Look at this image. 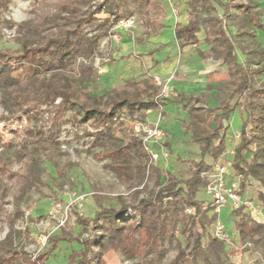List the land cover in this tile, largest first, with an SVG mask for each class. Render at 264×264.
Listing matches in <instances>:
<instances>
[{"label":"trees","instance_id":"obj_1","mask_svg":"<svg viewBox=\"0 0 264 264\" xmlns=\"http://www.w3.org/2000/svg\"><path fill=\"white\" fill-rule=\"evenodd\" d=\"M59 1L55 13L40 16L38 24L32 20L10 22V27L16 25L24 38L17 54L0 49V96L8 113L5 121H26V125L13 130L17 141L3 142V150L18 145L17 152L27 156L31 149L47 141L59 143L65 125H89L92 130L86 128L83 132L89 139L87 152L95 158L108 159L106 166L128 182L133 176V158H143L145 154L139 138L117 133L115 125L119 117L122 113L161 109L172 102L181 104L188 113L185 128L191 133V140L199 145L201 158L185 161L186 178L154 167L151 176L157 180V189L148 196L138 197V191L128 201L119 195L117 205L100 203L93 216L78 217L87 237L80 239L64 231L50 238L48 247L34 258L9 247L6 253H0V264H47L62 240H77L80 244L78 250L69 254L67 264H121L122 258L135 259L137 264H159L177 234L185 241L178 245L170 264H198L206 238L218 257L223 242L210 232L217 214L211 199L205 202L197 195L208 182L203 173L212 170L224 153L231 114L237 107L236 102L232 103L236 95H244L246 112L233 159V168L241 176L239 193L244 195L250 179L264 188V80H259L264 75V47L256 39V30L264 31V22L259 4L189 0L187 24L175 25L174 36L180 49L200 44L198 33L204 30V41L209 46L203 52L204 57L222 60L227 65L226 72H210L208 81H220L224 88L230 87V93L218 106H208L202 103V97L185 93L159 96L156 80L150 75L128 80L126 87L105 96L82 91V78L93 67L82 64L76 78L71 73L79 58L93 59L109 30L134 15L143 19L145 38L158 33L166 27L165 9L160 0ZM9 3L10 0H0V9H7ZM102 12L111 17L99 21L97 15ZM63 13L66 15L61 16ZM229 27L236 28L235 38L229 35ZM36 34L41 35L40 39L34 37ZM237 48L244 55L243 62L238 59ZM46 112L50 114V125L43 128L38 124ZM246 153H250V158ZM31 181L30 176L14 172L8 161L0 157V211L11 196L16 214L22 216L19 202ZM258 200L264 205L263 191L258 193ZM245 210V204L232 210L238 218L235 229L240 240L256 242L257 236L264 243V223L251 218Z\"/></svg>","mask_w":264,"mask_h":264},{"label":"rangeland","instance_id":"obj_2","mask_svg":"<svg viewBox=\"0 0 264 264\" xmlns=\"http://www.w3.org/2000/svg\"><path fill=\"white\" fill-rule=\"evenodd\" d=\"M101 1L97 0L96 3ZM183 1L160 0L165 9L163 21L166 27L147 38L144 37L145 24L138 15H134L136 24L129 30L116 27L117 24H115L109 30V34L101 40L93 59L79 58L74 64L71 74L77 75L76 78L79 77L82 64L93 67L89 71L91 73L82 78L84 83H80V89L97 96H105L126 87L125 83L128 80H137L148 75L146 70L150 62H146V59L142 57L143 54L132 51L123 55L117 53L119 49L113 43H116L115 41H118L124 32L129 35L131 42L135 43L133 46L146 47L148 44V47L153 50L151 53L159 62L168 61V64L162 65L164 68L159 78L155 77L159 96H163L166 89L172 97H175L183 91L179 89L181 86L188 95L202 97L204 105L218 106L230 93V87L224 88L220 81L209 82L208 75L214 70L226 72L227 65L222 60L204 57L203 52H207L209 48L204 41V30L198 33L200 44L179 49V41L174 36L175 24L183 18L186 21L189 20V13L183 11L185 8ZM221 1H230L232 4L258 3L263 11L264 22V0ZM59 3V0L46 2L10 0L7 9H0V49L13 54H17L20 50V42L24 36L18 33L16 25L10 27V22L20 24L32 20L33 23L38 24L41 22L40 16L55 13ZM65 15L61 14V16ZM108 16L111 17L108 13L102 12L97 15V18L101 21ZM250 30L253 31L252 28ZM228 33L235 38L236 28L229 27ZM112 34H117L118 39H112L110 37ZM256 34L257 41L264 47V31L256 30ZM34 37L40 39L41 35L36 34ZM107 38L109 39L106 40ZM149 39H154L153 43H150ZM236 51L239 61L243 62L244 55L238 48ZM259 80H264V75L259 76ZM2 102L3 98L0 96V157L8 161L14 172L28 175L32 181L19 202L22 216L16 214V205L11 196L7 198L9 203L5 204L0 211V253H6V248L11 247L23 250L34 258L48 247L50 238L64 231L80 239L87 237L88 233L78 224V217L93 216L100 208V203L105 206L117 205L116 198L119 195L124 196L128 201H131L138 191V197L148 196L150 191L157 189L155 184L157 180L155 176L153 178L151 176L154 167L172 171L179 178H186L188 164L185 161H198L201 158L199 145L191 140V133L185 128L188 113L179 104L172 102H168L161 109L135 114L122 113L119 117L115 125L117 133L120 136L129 135L139 138L145 154L143 158H133L131 181H123L109 169L106 166L109 163L108 159L95 158L87 152L89 139L83 132L86 128L92 130V127H88L89 125L74 127L67 124L63 127L59 143L52 144L47 141L31 149L27 156H22L17 152L18 145L10 150L2 148L3 142L17 141L13 133L15 128L26 125V121H5L4 118L8 116V113ZM59 102L60 99H57L55 103ZM235 102L237 107L231 114L230 126L226 132L225 150L215 163V165L227 166L230 181L237 180L239 176L233 168L234 156L228 152L239 143L240 138L237 135L242 131L246 117L244 95H236L232 103ZM49 117L50 114L46 112L38 125L43 128L49 127ZM158 119L165 137L160 146L150 144L151 149L160 154V158L153 162L144 148L142 130L141 132L137 130L141 125H153ZM246 157L250 158V153H246ZM29 158L34 161L31 162ZM207 160L211 161L209 158ZM205 173H203L204 176ZM260 191L264 192L260 183L250 179L241 197L246 206L245 211L250 217L264 223V205L258 200ZM197 197L205 202L211 199L204 189H201ZM234 209L237 208H231L230 203L221 209L220 219L228 235L227 240L221 241L223 242L222 251L218 257L215 256L206 238L203 253L197 259L198 264H207L206 259L214 264H264V243L257 236L254 237L256 242L240 240L238 231L235 229L238 218L232 214ZM187 211L192 212L191 209ZM214 223L210 227V232L213 234ZM184 241L185 238L177 234L174 241L167 245L166 255L159 264H170L178 252V245L183 244ZM79 248L80 244L77 240H62L47 264H67L71 251ZM121 264H137V260L122 258Z\"/></svg>","mask_w":264,"mask_h":264},{"label":"built area","instance_id":"obj_3","mask_svg":"<svg viewBox=\"0 0 264 264\" xmlns=\"http://www.w3.org/2000/svg\"><path fill=\"white\" fill-rule=\"evenodd\" d=\"M136 24V17L131 16L126 19L120 20L116 27H122L126 30L131 29ZM112 39H118L117 34L110 35ZM167 88V87H166ZM168 90L165 89L163 96H171ZM175 94V92H174ZM151 110H147L150 112ZM142 126V127H141ZM137 131L142 130V142L145 150L150 155L151 161L155 162L160 158V154L151 149L150 144L160 146L161 141L165 137V133L159 125V119L153 123V125H141ZM237 137L240 138V133ZM234 156V149L228 152ZM227 155V154H226ZM239 178L233 181L229 180V171L226 165L218 164L215 165L210 172L205 173L207 177L206 193L211 197L214 212L217 214L215 220L214 235L221 239L227 240L228 235L224 229V226L220 219L221 209L230 203L231 208H238L243 204L242 197L239 194L241 189L240 186V175Z\"/></svg>","mask_w":264,"mask_h":264},{"label":"crops","instance_id":"obj_4","mask_svg":"<svg viewBox=\"0 0 264 264\" xmlns=\"http://www.w3.org/2000/svg\"><path fill=\"white\" fill-rule=\"evenodd\" d=\"M188 1L189 0H184L183 1V3L185 2L184 3L185 5H183V7L185 6V8L183 9V11H185V13H188V10H189ZM181 5L182 4L180 2V6ZM187 22H188V20L186 21L183 18V20H180L177 23L187 24ZM108 39L109 38H107L106 40H108ZM152 41H154V39L153 40L152 39H149V42L150 43H153ZM115 42L116 43H113V44L116 46V48L119 49V52H117V53H119L120 55L129 53L130 51H132L134 53H137V54H143L142 57H144L146 59V62H148V63L150 62V66H149V68H147L146 72H147L148 75L153 76L154 78L155 77H158L159 78V76H160V74H161V72L163 71V68H164V66L162 67V65L168 64V61L167 62L166 61L165 62H159L158 59H156V57H154V55L151 53L153 50L148 47V44L146 45V47H144V46H137V45L136 46H133L135 43L131 42V38L129 37V35H127L124 32H123L122 36L120 37V39L118 41H115ZM162 44H164V43H162ZM178 47H179V45H178ZM179 89L180 90H183V91H180V93H185L186 95H188L184 91L185 89H183V87L180 86ZM174 104H179V103H174ZM179 105L181 106V104H179Z\"/></svg>","mask_w":264,"mask_h":264}]
</instances>
